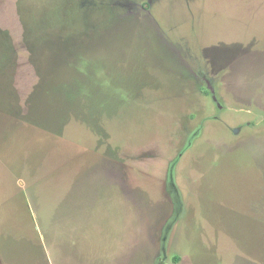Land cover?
<instances>
[{
	"label": "rangeland",
	"instance_id": "374dc122",
	"mask_svg": "<svg viewBox=\"0 0 264 264\" xmlns=\"http://www.w3.org/2000/svg\"><path fill=\"white\" fill-rule=\"evenodd\" d=\"M0 264H264V0H0Z\"/></svg>",
	"mask_w": 264,
	"mask_h": 264
}]
</instances>
